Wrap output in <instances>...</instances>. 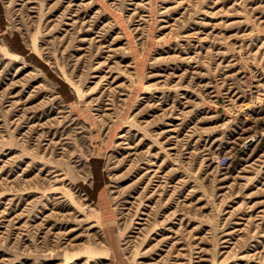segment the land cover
I'll return each instance as SVG.
<instances>
[{
    "label": "rangeland",
    "instance_id": "rangeland-1",
    "mask_svg": "<svg viewBox=\"0 0 264 264\" xmlns=\"http://www.w3.org/2000/svg\"><path fill=\"white\" fill-rule=\"evenodd\" d=\"M0 264H264V0H0Z\"/></svg>",
    "mask_w": 264,
    "mask_h": 264
}]
</instances>
